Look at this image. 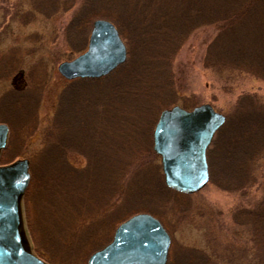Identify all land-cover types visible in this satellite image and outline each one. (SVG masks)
<instances>
[{
    "label": "rangeland",
    "instance_id": "obj_1",
    "mask_svg": "<svg viewBox=\"0 0 264 264\" xmlns=\"http://www.w3.org/2000/svg\"><path fill=\"white\" fill-rule=\"evenodd\" d=\"M194 6L201 24L185 30ZM97 19L115 26L125 62L100 80H64L58 64L86 50ZM241 43L255 47L257 69L237 66ZM263 73L264 0H0V165L29 161L31 249L48 264H86L146 213L170 236L166 264H264V145L239 168L232 136L244 129L224 127L208 182L190 195L164 185L152 150L159 114L174 106L208 104L229 126L260 112V123Z\"/></svg>",
    "mask_w": 264,
    "mask_h": 264
},
{
    "label": "water",
    "instance_id": "obj_2",
    "mask_svg": "<svg viewBox=\"0 0 264 264\" xmlns=\"http://www.w3.org/2000/svg\"><path fill=\"white\" fill-rule=\"evenodd\" d=\"M107 20L92 22L86 50L57 66L67 81L100 79L126 60V49ZM225 117L208 104L185 110H163L152 132V150L159 157L167 188L185 195L208 182L206 150ZM7 128L0 124V152ZM30 182L26 159L0 165V264H47L32 252L22 216V198ZM170 237L161 223L146 213L135 214L115 229L108 245L92 253L86 264H166Z\"/></svg>",
    "mask_w": 264,
    "mask_h": 264
},
{
    "label": "trees",
    "instance_id": "obj_3",
    "mask_svg": "<svg viewBox=\"0 0 264 264\" xmlns=\"http://www.w3.org/2000/svg\"><path fill=\"white\" fill-rule=\"evenodd\" d=\"M194 7L195 8H191V11H193V13L196 12V14L193 17H190V21L187 23L185 30L195 29V28L199 27V25L201 24V20H202V19L200 20L201 15L198 17V21L195 18L199 14V12H201V9L199 8V6L198 7L194 6ZM212 16L214 19H217V18H215L214 15H212ZM225 20H226L225 17H223V15H222V17L219 18V21L217 20L216 23L217 22L220 23V21H225ZM189 25L191 28L187 29V27ZM180 28L182 29V27H180ZM238 46L240 47V50L242 52L240 54V55H242V57L239 56L238 59L241 60L243 67L241 64H237V66H239L240 68L246 67L249 70L250 69L253 70V68H256L258 66L259 59L256 58L255 63H254V60H251L253 58L251 53H250V55H248L249 49H255V47L252 45V43L247 44L246 46H245V44L241 43V44H238ZM173 54H175V53H173ZM173 54L171 56H173ZM246 73H250V72L248 71ZM261 75H262V77H261ZM261 75H257V76L261 77L264 80V73ZM255 114H257V115L256 116L255 115L244 116L243 122H241L239 124L240 126L236 125L235 122H234L235 124H233V125L230 122V126H229L228 121L225 120V123L217 131V133H218L224 127L226 130L227 129H230V130L233 129L234 130L233 126H237V127H239V129L241 127V130L244 129V133H241V135L238 133L239 136H237L235 134H234V136H232V139H233L232 142L237 143L239 146V148H237L238 151H234L235 154H233L236 157V161H237L239 168H240L242 163H243V165L241 167H243L247 164H249L248 165L249 167L251 165H253L255 162L258 161L259 156L261 154V150H263L262 147L264 145V117L263 116L260 117V123H258V120H256V117L261 116V113L259 112V113H255ZM252 116H254V117H252ZM251 117H252V119H251ZM237 149H235V150H237ZM250 171H251V169H250ZM246 183H247V181L244 182V184L240 190H242L244 187H247Z\"/></svg>",
    "mask_w": 264,
    "mask_h": 264
},
{
    "label": "flooded vegetation",
    "instance_id": "obj_4",
    "mask_svg": "<svg viewBox=\"0 0 264 264\" xmlns=\"http://www.w3.org/2000/svg\"><path fill=\"white\" fill-rule=\"evenodd\" d=\"M225 120H226V117H225ZM0 124H2V123H0ZM3 125H5V124H3ZM5 126H6V125H5ZM6 128H7V136H8V134H9V130H8V127H7V126H6ZM216 134H217V132H216ZM216 134H215V135H216ZM215 135H214V136H215ZM214 136H213V138H214ZM8 137H9V136H8ZM8 137H6V145H7V142H8ZM213 138H212V139H213ZM5 147H6V146H5ZM4 149H5V148H4ZM4 149H3V150H4ZM3 150L0 152V156H1V153L3 152ZM0 158H1V157H0ZM26 160H27V159H26ZM27 161H28V160H27ZM28 162H29V161H28Z\"/></svg>",
    "mask_w": 264,
    "mask_h": 264
},
{
    "label": "bare ground",
    "instance_id": "obj_5",
    "mask_svg": "<svg viewBox=\"0 0 264 264\" xmlns=\"http://www.w3.org/2000/svg\"><path fill=\"white\" fill-rule=\"evenodd\" d=\"M90 30H91V29H90ZM161 112H162V111H161ZM161 112H160V113H161ZM212 141H213V139L211 140L210 145L208 146V148H207V150H206V155H207L208 150H209L210 147H211ZM206 155H205V156H206ZM132 216H133V215H132ZM130 217H131V216H130ZM169 248H170V247H169ZM168 253H169V252H168ZM167 259H168V257H167ZM166 262H167V261H166Z\"/></svg>",
    "mask_w": 264,
    "mask_h": 264
}]
</instances>
